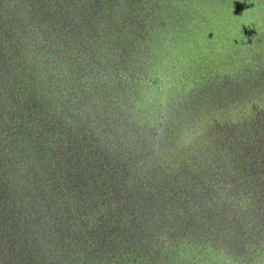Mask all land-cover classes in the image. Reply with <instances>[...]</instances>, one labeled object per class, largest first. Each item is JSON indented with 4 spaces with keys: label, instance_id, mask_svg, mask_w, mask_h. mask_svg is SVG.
I'll list each match as a JSON object with an SVG mask.
<instances>
[{
    "label": "water",
    "instance_id": "1",
    "mask_svg": "<svg viewBox=\"0 0 264 264\" xmlns=\"http://www.w3.org/2000/svg\"><path fill=\"white\" fill-rule=\"evenodd\" d=\"M0 264H264V0H0Z\"/></svg>",
    "mask_w": 264,
    "mask_h": 264
}]
</instances>
